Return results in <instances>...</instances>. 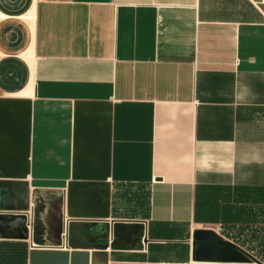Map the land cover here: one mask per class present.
Segmentation results:
<instances>
[{
  "label": "crops",
  "instance_id": "1",
  "mask_svg": "<svg viewBox=\"0 0 264 264\" xmlns=\"http://www.w3.org/2000/svg\"><path fill=\"white\" fill-rule=\"evenodd\" d=\"M3 186L0 264H251L193 231L264 245V0H0Z\"/></svg>",
  "mask_w": 264,
  "mask_h": 264
},
{
  "label": "water",
  "instance_id": "2",
  "mask_svg": "<svg viewBox=\"0 0 264 264\" xmlns=\"http://www.w3.org/2000/svg\"><path fill=\"white\" fill-rule=\"evenodd\" d=\"M12 187H0V194L12 196ZM23 191V188H21ZM1 196V195H0ZM194 257L197 260L222 262H251L253 256L231 241L223 239L211 228H197L193 231Z\"/></svg>",
  "mask_w": 264,
  "mask_h": 264
},
{
  "label": "rangeland",
  "instance_id": "3",
  "mask_svg": "<svg viewBox=\"0 0 264 264\" xmlns=\"http://www.w3.org/2000/svg\"><path fill=\"white\" fill-rule=\"evenodd\" d=\"M209 228H211V226H207ZM223 239H226L228 241H231L235 244H239L240 245V242L241 241H244L246 238V236H244L245 234L243 233V236H240L238 235V233H231V235L228 234V232H217ZM250 245H252V247H249V246H244L242 245V248L243 250H245L246 252H248L250 255L253 256L254 260L255 261H251L250 263L251 264H264V257H262L260 254V250L259 248L261 247L259 244L260 242H257L256 240H253L251 242H249ZM248 244V245H249Z\"/></svg>",
  "mask_w": 264,
  "mask_h": 264
},
{
  "label": "trees",
  "instance_id": "4",
  "mask_svg": "<svg viewBox=\"0 0 264 264\" xmlns=\"http://www.w3.org/2000/svg\"><path fill=\"white\" fill-rule=\"evenodd\" d=\"M264 211V210H263ZM259 212H260V210H259ZM261 244H264V243H261ZM259 252H260V254H262L261 256L262 257H264V245H262L260 248H259Z\"/></svg>",
  "mask_w": 264,
  "mask_h": 264
},
{
  "label": "built area",
  "instance_id": "5",
  "mask_svg": "<svg viewBox=\"0 0 264 264\" xmlns=\"http://www.w3.org/2000/svg\"><path fill=\"white\" fill-rule=\"evenodd\" d=\"M27 225L30 227L31 226V220L30 219H28V223H27Z\"/></svg>",
  "mask_w": 264,
  "mask_h": 264
}]
</instances>
